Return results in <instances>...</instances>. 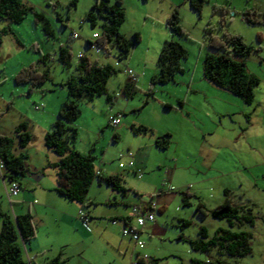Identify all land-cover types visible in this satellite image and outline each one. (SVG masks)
Returning a JSON list of instances; mask_svg holds the SVG:
<instances>
[{"label": "rangeland", "instance_id": "rangeland-1", "mask_svg": "<svg viewBox=\"0 0 264 264\" xmlns=\"http://www.w3.org/2000/svg\"><path fill=\"white\" fill-rule=\"evenodd\" d=\"M22 1L48 18L52 34L44 31L42 21H34L32 13L20 22L0 19V134L12 138L14 151L28 155L29 167L33 162L46 165L56 160L57 154L44 143V134L67 98L66 81L78 75L79 52L111 64L115 72L106 85L111 99L104 94L80 104L81 112L74 121L77 137L72 145L82 154L93 155L100 173L119 174L126 188L122 195L97 177L93 179L87 198H95L88 207L93 212L90 225H96L90 232L55 220L56 212L44 215L43 221L37 215L34 222L42 246L57 252L64 243L72 264H124L116 248L125 237L121 233L122 218L134 207L152 202L155 222L140 227L145 243L141 252L155 257L149 254L150 249L158 256V264H189L190 258L264 264V0H206L200 11L193 10L186 0H122L125 20L119 31L129 40L138 32L140 40L129 56L121 59L116 47L97 52L87 42L95 40L93 33L100 31L102 22L97 16L91 26L86 19L94 0ZM174 8L186 35L167 26ZM246 11H251L252 17L255 12L257 22H248ZM72 32L79 36L72 38ZM224 33L240 35L251 47L245 57L246 72L256 76L258 83L250 104L203 78L204 57L217 52L208 46V40L210 36L223 40ZM167 39L178 41L186 50L180 60L182 71L168 82L153 81L158 55ZM61 46L71 51L69 65L60 60ZM41 53L49 54L46 63L39 60ZM29 65L40 71L49 68V79L32 90L28 83L14 81L20 69ZM127 67L139 77L135 92L125 99L122 88L128 79ZM36 104L43 106L36 109ZM55 104L59 108L52 116ZM118 113L121 123L112 127L108 116ZM22 122L32 136L24 148L18 146L16 133ZM138 124L151 131L137 135L132 127ZM160 132L171 134V142L163 148L149 136ZM127 151L132 152L141 172L127 164ZM119 161L125 166L119 167ZM44 171L47 176L54 174L51 166ZM2 186L3 182L0 189ZM225 188L234 203L251 207L255 215L253 225L232 228L251 233V251L238 256L216 248L207 253L190 250L188 240L199 236L200 227L206 228L208 238L218 227H227L226 219L214 218L209 212L222 201ZM184 191L190 193L188 205L182 204ZM198 203L205 214L198 210ZM135 220L131 218L130 222L135 224ZM155 223L157 228L152 227ZM113 255H117L116 260H111Z\"/></svg>", "mask_w": 264, "mask_h": 264}, {"label": "trees", "instance_id": "trees-1", "mask_svg": "<svg viewBox=\"0 0 264 264\" xmlns=\"http://www.w3.org/2000/svg\"><path fill=\"white\" fill-rule=\"evenodd\" d=\"M189 6L200 11L206 0H186ZM223 12V10H221ZM27 13H32L34 21H42V28L51 35L52 28L48 18L42 12L34 9L32 5H26L22 0H0V19H7L11 22H20ZM251 11H246V20L248 22H257L256 13L250 16ZM97 16L102 19L100 31L95 40L92 42L87 39L88 44L108 51L110 46L118 50L119 58L129 56L131 48L135 42L140 40L138 32L133 33V40L127 39L120 31L119 27L125 20V10L122 0H94L91 9L86 13V19L90 25L96 24ZM167 26L177 34L186 33L179 23V15L176 8L167 17ZM223 40L210 36L208 46L217 50L215 54H208L203 59V77L217 87L223 88L238 96L246 104H250L254 98V87L258 83V78L246 72L245 57L249 54L251 47L244 42L240 35L223 34ZM96 50V49H95ZM60 60L64 65H69L72 54L71 51L61 46ZM100 52V51H99ZM49 56L48 53H41L39 60L45 62ZM186 56L184 47L174 39L164 40L160 49L157 67L158 72L153 77V81L168 82L174 78L175 73L182 71L180 65L181 58ZM78 75L66 81L68 86L67 98L58 109L56 118L51 122L50 128L44 134V143L59 157L50 166L54 169L55 188L58 195L68 201H76L82 204L79 210L82 216L89 221V215L85 208L87 203V191L95 177L100 181L110 185L113 190L126 193V188L121 184L119 174H102L96 173L94 156L91 154H82L72 145L77 137V129L74 121L81 112L80 104L83 101H90L96 96L106 95L108 100L111 95L107 92V81L110 75L115 72L111 64L99 63L90 57L81 53L76 63ZM49 79V68L46 67L40 71L37 67L29 65L20 69L14 76L16 83H28L29 90H32L45 80ZM137 88L130 77L123 85L124 96L128 98L133 95ZM168 107V105H166ZM135 133H148L150 128L145 125L132 127ZM18 136V146L21 148L31 141L32 136L27 130L25 122L16 127ZM116 135V133H115ZM170 133L155 138V143L159 148L166 147L169 142ZM28 155L24 152L14 151V141L7 135L0 134V183L16 181L21 191V178L29 172L27 162ZM7 187L6 193L8 191ZM17 193V194H18ZM222 201L212 208L209 212L214 218L226 219L227 227H218L215 234L208 238L205 227H200L199 236L195 239H189L188 243L192 250L207 253L212 248L218 252L230 255L243 256L251 251L250 240L252 235L249 231L243 229H232L243 224H254L255 215L251 207L244 204L234 203L229 190H224ZM15 194V195H17ZM15 195H9L13 197ZM190 193L182 192V204L188 205ZM201 203L197 204L198 210L205 214L204 209L200 208ZM79 210L77 217L80 221ZM130 216L123 217L122 220L127 222ZM83 222V221H82ZM86 222V223H87ZM85 223V224H86ZM189 224L188 220L183 221ZM36 235V225L30 211L23 214L12 216L4 211L0 204V264H34L24 258L23 249ZM182 237V236H180ZM158 259L153 257L149 264H157ZM212 262L214 264H227L218 258L214 260L203 261L198 258H190V264H205ZM43 264H68L60 255L47 259Z\"/></svg>", "mask_w": 264, "mask_h": 264}, {"label": "crops", "instance_id": "crops-1", "mask_svg": "<svg viewBox=\"0 0 264 264\" xmlns=\"http://www.w3.org/2000/svg\"><path fill=\"white\" fill-rule=\"evenodd\" d=\"M58 108L59 107L56 106V104H55V108H53V113H52V109H51V115L52 116H54V114L56 113L55 111ZM134 110L135 109L132 108V111H134ZM125 111H126V109H125ZM120 123H121V121H120ZM131 125H134L133 122ZM138 125H142V124H138ZM136 134L139 135V134H146V133H136ZM165 134H166V132L164 134H161V132H160V133H157L155 135H157L156 137H159V136L165 135ZM155 135L153 136V134H150L149 136H150V140L154 141V144L156 145ZM169 142H171V134L169 136ZM58 158L59 157L57 156L56 160H53L52 162L48 161L46 163V165L41 164V163L36 164L35 162H33V165H31L29 167L30 171L27 172L26 175L24 177H22L20 180L22 193L21 194L18 193L14 198L7 196L6 190H7V187L9 185V182L5 181L3 183L2 188L0 189L1 207L4 211H7L9 214H11V212H12L14 215L23 214L27 211H30L31 215H32V213L34 214V215H32L33 220L38 215L41 217L40 221H43L44 215H46V216L50 215L51 216L52 212H56V214L58 215V218H55V220L59 219L62 222L68 221L74 227V229H78L80 231H85V232H90L91 229H93L94 226L96 225V223L90 225V219H92V218H89V221L85 224L82 221H80L77 217L78 210L82 206V204L79 202H76V201H68L67 199L58 195L57 192L54 190V188H55V175L51 174V175L47 176L46 171H44V170H46V166H50V163L56 162L58 160ZM53 171H54V169H53ZM225 189H227V188H225ZM111 194L113 195L114 192H111ZM36 197L39 198V202H37ZM94 199L95 198H93V197L87 198V202H85L84 205H86L88 203V201L95 203ZM85 211L87 212L89 217H92L91 213H93V212H91L89 207H86ZM47 214H49V215H47ZM154 222H155V220L152 221L151 223L146 222L145 225L146 224L151 225V224H154ZM126 225H135V224H132V222H130V219H128L127 222H125L123 220L122 221V229ZM157 225L158 224L155 223V226L153 225L152 227L157 228L156 227ZM38 236H39V233H38V231H36L35 237L25 247V252L23 254L25 259H26V257H29V258H31V261L34 262V264H43L47 259L55 257L57 255H60V257L62 259H65L68 264L73 263L70 259V257H71L70 254L66 253L65 250L63 249V247L65 245L64 243H61L59 245V247H60L59 250H57V252H55L54 249L50 250V249H47L46 247L42 246V243L39 241ZM123 236H125V235H123ZM140 237H141V235H140ZM107 242L109 243V240H107ZM143 242H144V240H143ZM143 247H145V243H144ZM143 247L141 249H143ZM116 248L118 250V253H122L123 257L120 255V258L125 259L124 264H129L131 261H133L136 258V254L138 252H141V249L136 248L133 240L129 236L122 237L120 239V242L118 241V245ZM120 248L122 251L119 250ZM189 249L192 250L191 248H189ZM119 251H121V252H119ZM148 251H149V254L154 255L156 258L158 257V256H156V254H153V252H151L150 249H148ZM116 258H117V255H113L111 260H116ZM157 264H158V262H157ZM175 264H177V263H175ZM180 264H184L183 261L180 262ZM189 264H190V259H189Z\"/></svg>", "mask_w": 264, "mask_h": 264}, {"label": "built area", "instance_id": "built-area-1", "mask_svg": "<svg viewBox=\"0 0 264 264\" xmlns=\"http://www.w3.org/2000/svg\"><path fill=\"white\" fill-rule=\"evenodd\" d=\"M71 34H72V38H76L79 36L78 33H76V32H72ZM93 36H97V33H93ZM96 51L99 52L100 48L97 47ZM80 55H81V52H79V56ZM116 64H117V62H116ZM126 73L128 74V76L130 77V79L134 83H137L138 77H139L138 73H136L130 67H127ZM124 97H125V99H128L127 96H124ZM42 106H43L42 104H36L35 108L38 109ZM120 120H121V114L120 113L108 116V121H109L110 125H112V127H116L120 123ZM127 156H128V160L126 161L127 164L130 167H135L136 172H141V169L139 167H136L135 162L132 159V156H133L132 152L127 151ZM125 164L126 163L123 161H119V163H118V165L120 167H124ZM96 173L97 174L99 173L98 169H96ZM172 189H173V187H171V190ZM18 191H19L18 182H16V181L11 182L9 185L7 193L9 195H15L18 193ZM154 207H155V205L152 202L144 204L142 206L134 207L133 210L130 211L129 216L131 218H136L135 225H127L122 229V234L129 236L133 240L136 248H138V249H141L144 246V242L140 237V233H141L140 227H142L146 222L154 221L155 216H154V212L152 211L154 209ZM79 217L82 219L83 223L87 222V218L82 216L81 210H79ZM152 258L153 257L148 255L147 253L140 252V253L136 254L135 260H133L130 264L149 263L152 261ZM27 261L30 263L31 258L27 257Z\"/></svg>", "mask_w": 264, "mask_h": 264}, {"label": "clouds", "instance_id": "clouds-1", "mask_svg": "<svg viewBox=\"0 0 264 264\" xmlns=\"http://www.w3.org/2000/svg\"><path fill=\"white\" fill-rule=\"evenodd\" d=\"M123 96H124V95H123ZM120 121H121V120H120ZM119 124H120V123H119ZM119 124H118V125H119ZM119 167H120V166H119ZM97 169H98V168H97ZM98 170H99V169H98ZM149 203H150V202H149ZM137 207H138V206H137ZM153 210H154V209H153ZM153 210H152V211H153ZM154 220H155V219H154ZM144 225H145V224H144ZM144 225H143V226H144ZM126 226H127V225H126ZM140 235H141V233H140ZM125 236H126V235H125ZM138 253H140V252H138ZM145 253H146V252H145ZM152 257H153V256H152ZM155 258H156V257H155ZM134 260H135V259H134ZM131 262H132V261H131ZM131 262H130V263H131ZM149 263H150V262H149ZM149 263H141V264H149Z\"/></svg>", "mask_w": 264, "mask_h": 264}]
</instances>
